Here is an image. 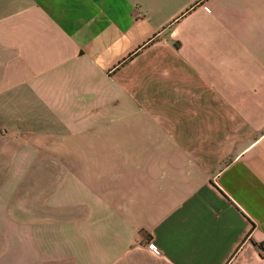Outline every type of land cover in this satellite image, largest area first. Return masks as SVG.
Returning <instances> with one entry per match:
<instances>
[{
	"label": "crops",
	"instance_id": "0c3cea01",
	"mask_svg": "<svg viewBox=\"0 0 264 264\" xmlns=\"http://www.w3.org/2000/svg\"><path fill=\"white\" fill-rule=\"evenodd\" d=\"M0 225L12 264H264V0H0Z\"/></svg>",
	"mask_w": 264,
	"mask_h": 264
},
{
	"label": "rangeland",
	"instance_id": "374dc122",
	"mask_svg": "<svg viewBox=\"0 0 264 264\" xmlns=\"http://www.w3.org/2000/svg\"><path fill=\"white\" fill-rule=\"evenodd\" d=\"M7 148H1V153L7 152ZM25 211L22 210L20 215H23ZM14 213L11 214L13 216ZM22 230V228H17V227H9L7 225H0V264H12L13 260V253H10L8 251V236L13 234H17L18 231Z\"/></svg>",
	"mask_w": 264,
	"mask_h": 264
},
{
	"label": "trees",
	"instance_id": "16d2710c",
	"mask_svg": "<svg viewBox=\"0 0 264 264\" xmlns=\"http://www.w3.org/2000/svg\"><path fill=\"white\" fill-rule=\"evenodd\" d=\"M258 246H259V244H258ZM262 250V249H261Z\"/></svg>",
	"mask_w": 264,
	"mask_h": 264
}]
</instances>
